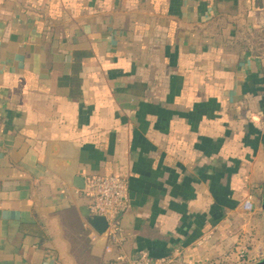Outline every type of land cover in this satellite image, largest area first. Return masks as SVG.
Returning <instances> with one entry per match:
<instances>
[{"label":"crops","instance_id":"1","mask_svg":"<svg viewBox=\"0 0 264 264\" xmlns=\"http://www.w3.org/2000/svg\"><path fill=\"white\" fill-rule=\"evenodd\" d=\"M261 28L264 0H0V264L262 258ZM111 173L107 252L82 189Z\"/></svg>","mask_w":264,"mask_h":264},{"label":"built area","instance_id":"2","mask_svg":"<svg viewBox=\"0 0 264 264\" xmlns=\"http://www.w3.org/2000/svg\"><path fill=\"white\" fill-rule=\"evenodd\" d=\"M251 122L264 131V112L248 114ZM82 191L91 199L88 211L91 215H102L107 223L104 230L110 243L106 245L107 252L112 251V245H120L124 239L122 219L129 208L128 180L117 173L106 175L91 174L84 179ZM246 212L254 209L253 196L248 195L242 203ZM257 261L247 255L244 249L237 252V264H250ZM162 259H155L145 254H136L132 257L120 252L108 264H163Z\"/></svg>","mask_w":264,"mask_h":264},{"label":"water","instance_id":"3","mask_svg":"<svg viewBox=\"0 0 264 264\" xmlns=\"http://www.w3.org/2000/svg\"><path fill=\"white\" fill-rule=\"evenodd\" d=\"M261 209L263 210V213H264V182H263V187H262ZM87 215L89 218V222L95 228V230L99 234L103 233L107 226L105 218L102 215H91L88 210H87ZM250 264H264V256L260 258L259 260L253 263H250Z\"/></svg>","mask_w":264,"mask_h":264},{"label":"trees","instance_id":"4","mask_svg":"<svg viewBox=\"0 0 264 264\" xmlns=\"http://www.w3.org/2000/svg\"><path fill=\"white\" fill-rule=\"evenodd\" d=\"M263 34H264V28H261V31H260L258 34H256V35H257V37H259V38H260V39H259V38H257V39H259V40H258V42H260V45H259V47L262 45V44H261V42H262V41H264V39H263L262 37H260V35H262V36H263ZM113 260H114V258H113V259H112L110 262H112Z\"/></svg>","mask_w":264,"mask_h":264}]
</instances>
